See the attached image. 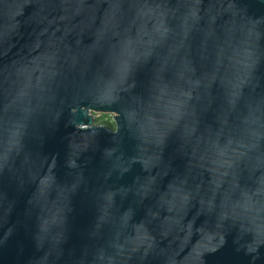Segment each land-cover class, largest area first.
<instances>
[{
    "label": "water",
    "instance_id": "95a60500",
    "mask_svg": "<svg viewBox=\"0 0 264 264\" xmlns=\"http://www.w3.org/2000/svg\"><path fill=\"white\" fill-rule=\"evenodd\" d=\"M0 264H264V0H0Z\"/></svg>",
    "mask_w": 264,
    "mask_h": 264
},
{
    "label": "trees",
    "instance_id": "16d2710c",
    "mask_svg": "<svg viewBox=\"0 0 264 264\" xmlns=\"http://www.w3.org/2000/svg\"><path fill=\"white\" fill-rule=\"evenodd\" d=\"M102 116L104 117V122H102V123L109 126L111 129H113L114 128V122L112 120V115L111 114H102Z\"/></svg>",
    "mask_w": 264,
    "mask_h": 264
},
{
    "label": "rangeland",
    "instance_id": "374dc122",
    "mask_svg": "<svg viewBox=\"0 0 264 264\" xmlns=\"http://www.w3.org/2000/svg\"><path fill=\"white\" fill-rule=\"evenodd\" d=\"M93 118L94 122L96 123L103 124L102 122H104V117L102 116V113H93Z\"/></svg>",
    "mask_w": 264,
    "mask_h": 264
},
{
    "label": "flooded vegetation",
    "instance_id": "af4514ba",
    "mask_svg": "<svg viewBox=\"0 0 264 264\" xmlns=\"http://www.w3.org/2000/svg\"><path fill=\"white\" fill-rule=\"evenodd\" d=\"M112 115V114H111ZM113 120V119H112ZM107 126V125H106ZM109 127V126H108ZM114 127H115V125H114ZM110 128V127H109ZM114 129V128H113Z\"/></svg>",
    "mask_w": 264,
    "mask_h": 264
}]
</instances>
